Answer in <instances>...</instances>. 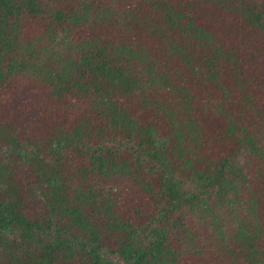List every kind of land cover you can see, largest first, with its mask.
I'll list each match as a JSON object with an SVG mask.
<instances>
[{"label":"trees","instance_id":"1","mask_svg":"<svg viewBox=\"0 0 264 264\" xmlns=\"http://www.w3.org/2000/svg\"><path fill=\"white\" fill-rule=\"evenodd\" d=\"M0 264H264V0H0Z\"/></svg>","mask_w":264,"mask_h":264}]
</instances>
